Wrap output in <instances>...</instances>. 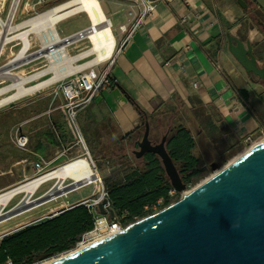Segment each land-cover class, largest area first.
Segmentation results:
<instances>
[{"label":"crops","instance_id":"1","mask_svg":"<svg viewBox=\"0 0 264 264\" xmlns=\"http://www.w3.org/2000/svg\"><path fill=\"white\" fill-rule=\"evenodd\" d=\"M99 3L101 7L103 3L112 8L105 12L102 7L105 16L109 15L106 17L112 33L111 17L124 13L114 36L117 44L121 41L119 27L129 24L131 0H99ZM239 15L245 14L232 0L157 1L151 16L114 56L109 67L111 86L100 90L88 106L91 110L85 109L80 114L82 132H79L90 158L94 155L118 160L126 146L121 139L141 127L143 117L146 119L174 99L182 101L188 109L193 105L216 111L236 142L258 132L261 124L241 95L238 69L225 50L226 32L240 35L229 16ZM24 19L25 15L16 17L18 23L13 33H17L12 47L23 44L20 36L25 33H37ZM226 25L228 31L224 29ZM62 105L61 98L47 92L19 107L1 110L0 139L13 144L11 152L8 149L0 152L1 162L19 166L18 172L28 179L34 174L31 162L37 157L47 170L80 156V145ZM5 116L13 117V124L3 123ZM20 137L27 141L25 149L16 145Z\"/></svg>","mask_w":264,"mask_h":264},{"label":"water","instance_id":"2","mask_svg":"<svg viewBox=\"0 0 264 264\" xmlns=\"http://www.w3.org/2000/svg\"><path fill=\"white\" fill-rule=\"evenodd\" d=\"M251 1L259 6L254 14L264 15V0ZM235 4L248 10L245 0H235ZM225 41L230 60L249 79L255 76L264 82V64L262 68L257 66L250 40L244 42L226 32ZM42 52L40 49L35 54L40 56ZM149 135L145 120L132 155L135 159L155 155L171 187L184 193L186 184L165 147L167 133L159 142H152ZM209 168L214 173L174 203L128 224L115 235L47 264H264V142L225 166L211 163ZM70 187H66L68 191ZM42 196L34 202L40 203ZM106 202L102 200L95 209L114 219L111 210L103 209ZM13 209L1 215L0 222L20 213Z\"/></svg>","mask_w":264,"mask_h":264},{"label":"rangeland","instance_id":"3","mask_svg":"<svg viewBox=\"0 0 264 264\" xmlns=\"http://www.w3.org/2000/svg\"><path fill=\"white\" fill-rule=\"evenodd\" d=\"M13 0H6L5 1V8L2 15H9L8 12L10 10V7L12 5ZM18 9H16L15 12V19L11 25L14 29L17 27L18 21L16 20L17 15H25L24 21L28 24V27L37 33H32L26 35V40L28 44L27 49L24 52L25 59L18 60V57L20 56L24 44H20L19 46L12 47L15 44L14 36L17 32L13 33L14 29L10 32H6L4 36L6 37L7 44L4 47V52L2 59L0 61V72L3 78H0V89H4L5 87H8L13 82L17 81V78L22 77H30L33 76L39 72H42L45 70L48 66V60L44 57L45 51L42 52V55L37 56L35 53L42 49L43 45L47 42L49 38V35H51V31L48 30L46 27L42 28L36 27L32 28L29 21L34 20V18L38 17L42 13L46 12L47 10L53 8L56 5H59L64 2V0H19ZM24 7V8H23ZM102 7L104 8L105 12H108L109 10H112V8L109 5H105L102 3ZM124 13L120 12L116 16L111 17L112 24H113V35L117 36L118 33V23H120V19L123 17ZM109 16V15H106ZM246 18L245 15H239L237 16H229V20H231L233 27L239 28L238 32L240 34H247L248 30H250V38L252 41L255 40H262L261 36L258 35L257 29H255L252 25L246 24ZM89 26V21L87 16L84 13H80L78 15H74L70 18H67L56 25V31L58 33V36L64 40L65 37L74 34L75 32L79 30H84ZM229 26H224L225 31H228ZM232 28V27H230ZM83 32V31H82ZM81 32V33H82ZM23 40V36H20ZM48 37V38H47ZM70 44L66 41V51L71 57H76L77 55H80L82 52H84L88 47L89 43L86 39H77L76 34L70 38ZM64 44V43H62ZM13 52V53H12ZM228 55V54H227ZM228 59H231L229 55L227 56ZM92 60V58H86L82 60H78L76 65H82L88 61ZM232 63H234L232 61ZM236 65V63H234ZM103 63L98 65H92V67H95V71L101 72L104 68ZM91 68V67H90ZM87 68V69H90ZM62 72L64 71L61 70ZM6 72H10L15 74L17 77H11L5 75ZM72 73H76V71H73ZM239 77H241V81L243 82V77L240 71H238ZM71 74V73H70ZM69 74V75H70ZM52 75L48 74L45 77H43L41 80H45L50 78ZM68 76V75H66ZM66 76H62L55 82L44 86L41 89H38L37 91L27 95L23 96L21 98H17L11 101V103L4 104L0 107V111L3 109H13L16 107L21 106V104L30 101L34 99L36 96H39L43 93L50 92L53 95L56 94V98H62L61 92L58 90L59 85L61 84L63 78ZM238 79V77H237ZM36 84V81H30L26 84L27 87L32 86ZM242 88L247 89L251 95L252 91L255 93H260L261 88L257 86H252L247 83H243ZM254 89V90H253ZM12 93L14 94L15 91H7L6 94L0 97V99H3L5 97L11 96ZM89 106V105H88ZM86 107L84 110L89 111L91 110V107ZM249 106L252 110V112L257 116L261 117L264 115V111L259 110L257 106L252 103H249ZM81 110L79 111L76 123L79 128V130L82 132L80 128V114L82 113ZM191 118V116H189ZM262 118V117H261ZM3 123L5 124H13V117L7 118L6 116L2 118ZM217 119V118H216ZM9 120V121H8ZM188 124L187 127L191 129V133L194 137L195 141V148L192 151V154L198 159V164L201 168L200 175L198 177L192 178L191 183L186 185V191H189L202 183L204 180L209 178L213 171L210 170L209 164L216 163L219 167L225 166L227 163L232 161L234 158L238 157L240 154H242L244 151H246L251 146H254L255 144L264 141V134H261L259 132H255L253 135H251V143H248L246 145L242 144L241 142H236L234 137H226L228 135L227 133L222 134L221 136L216 137H205L200 127L193 126V123L190 120H187ZM171 120L168 117L167 120L163 122V129L159 131V129H156V134H151L150 140L152 142H159L161 135L165 133V129L169 128L171 125ZM71 126V125H70ZM220 127L227 132V128L225 124H220ZM72 128V127H71ZM139 128V136L141 137L143 133V129L141 127ZM161 132V134H160ZM225 139V140H224ZM226 139H229V143L232 144L230 147V150L226 151L225 143ZM86 140V139H85ZM6 146V147H5ZM12 142L10 140H5L4 138L0 139V152L3 151V149H8L11 152L12 150ZM137 148H134L132 144H126V146L123 148L121 154L125 155L124 158L122 157V162L127 163L129 166L131 165V161L135 160V157L132 155V152L136 150ZM7 152V151H6ZM231 155V157H229ZM129 158L131 160H129ZM9 160H13V158H8ZM88 159V158H87ZM91 159V158H90ZM3 158L0 157V193L4 192L8 189H11L16 186H20L24 184L27 180L33 179V176L25 180L21 173L18 172L17 165L13 163H3L1 162ZM89 160V159H88ZM90 161V160H89ZM116 161L112 158H101V157H95L92 156V159L90 162H92V169L99 175L100 181L98 182V191H96L95 185H88L86 187H81L78 190L75 191H68L63 196H57L53 200L46 201V202H34L37 198L40 196L46 194L49 192L56 184V181L51 180L41 185V187L30 197V201L32 202V206H34L36 203L37 206H35L33 209H29V211H25L20 214H16L8 219H5L0 222V239L8 235L16 230H18L20 227L24 225H33L35 223H38L39 221L49 219L53 217L54 214H59L62 210L69 209L71 205L73 204H80L82 201L88 200V199H94L96 197H99L101 195L102 187H103V179H109L110 181H117L121 178V176L124 174V172L129 168H124L123 165L116 163ZM69 162V161H68ZM135 164V161L132 162ZM56 166L53 165L49 167L47 170H50ZM45 170V171H47ZM3 173V174H1ZM70 181L66 180L63 185L67 187L70 185ZM104 188V187H103ZM105 190V189H104ZM184 193H180L179 196H177V199L180 198V195H183ZM24 195L19 194L15 198H13L6 206L1 207L0 213L5 214L8 211H10L13 207L15 208L18 206L21 201L23 200ZM175 200H172L174 202ZM19 203V204H18ZM30 207V206H29ZM166 207V206H165ZM163 207L159 208L158 206L156 209H153L152 213H155L162 209ZM25 210V209H24ZM151 213V214H152ZM61 255H66V253H62L56 256L51 257L47 260H35L33 264H42L43 262L52 261L55 259H58L61 257ZM40 254H33L32 258L39 257ZM8 264V263H7Z\"/></svg>","mask_w":264,"mask_h":264},{"label":"trees","instance_id":"4","mask_svg":"<svg viewBox=\"0 0 264 264\" xmlns=\"http://www.w3.org/2000/svg\"><path fill=\"white\" fill-rule=\"evenodd\" d=\"M232 1L235 3V0ZM253 5H255L254 2H252ZM239 10L243 14L250 11V9L243 11L240 8ZM241 95L243 99H248L250 96L256 100L260 99L259 103L264 107V99L261 100V95H254V93L251 95L246 90ZM168 117L171 120V125L165 129V133H167L165 147L182 181L187 185L202 171L198 159L192 154L195 141L191 129L187 127V120H190L193 126L200 127L202 134L207 138L221 136L224 133L228 134L226 137H233V133L229 129L226 132L220 127L222 119L216 111L209 107L202 109V107L193 105L191 109H188L178 99L161 106L146 119L143 117L141 128L144 130V122L148 121L149 137H151V134H156V129L159 131L163 129L162 124ZM216 117L218 119H215ZM261 117H257V119L261 126H264V115ZM139 138V128H137L125 135L121 139V144H132L136 148ZM224 143L225 150H230L232 144L229 143V139H226ZM124 156L120 155L118 164L129 168L117 181L113 182L104 178L103 187L107 193L114 218L127 225L150 215L154 206L160 208L168 206L171 201L168 193L172 187L155 155L146 154L141 159H135V164L132 163L134 162L132 160L130 166L120 161ZM129 160L131 159L129 158ZM177 196L179 193L176 194V198ZM160 200L162 203L158 205ZM92 226L93 218L89 210L80 204L72 205L68 210H62L54 217L3 236L0 239V264H33L35 260H47L70 251L79 238L91 230ZM36 253L40 256L32 258V255Z\"/></svg>","mask_w":264,"mask_h":264},{"label":"bare ground","instance_id":"5","mask_svg":"<svg viewBox=\"0 0 264 264\" xmlns=\"http://www.w3.org/2000/svg\"><path fill=\"white\" fill-rule=\"evenodd\" d=\"M6 1V0H1ZM19 0H13L10 7L9 19L5 24L2 38L6 32L13 30L14 26L9 25L11 15L15 14L16 9H18ZM24 8V7H23ZM2 10L0 9V12ZM84 13L89 21V26L83 30L82 33L76 34L77 39H86L89 43V47L76 57H71L66 51V41L58 36L56 31V25L63 20L70 18L74 15ZM32 28L36 27H46L51 31V38L43 45L42 49L45 51L44 57L48 60L49 66L33 76L17 78V81L13 82L8 87L0 89V97L6 94L7 91L14 90L15 93L11 96L0 99V107L4 104L11 103L12 100L27 96L38 89L47 86L62 76L73 74V71L79 72L81 70H86L92 67V65H98L109 60L114 52L116 41L111 30V25L108 18L105 16L103 9L99 3V0H67L59 5L42 13L34 20L29 21ZM0 25L1 22H0ZM26 33L23 35V50L18 57V60L25 59L23 55L29 43L26 40ZM6 38V37H5ZM48 38V37H47ZM71 40L67 42L70 44ZM64 43V44H62ZM92 58V60L82 64L76 65L78 60ZM64 71L62 72L61 70ZM0 72V76L3 78ZM51 74L52 76L48 79L41 80L46 75ZM5 75L11 77H17L15 74L6 72ZM30 81H36V84L27 87L26 84ZM264 142V141H262ZM261 143V142H259ZM91 161V160H90ZM85 157H77L69 162L61 165L41 176L35 177L33 179L27 180L24 184L20 186L13 187L4 192L0 193V208L6 206L13 198L19 194H23L24 198L21 203L16 206L13 211L19 210L20 213L29 211L33 209L36 204L32 207L30 206V197L41 187L42 184L54 180L56 181L55 186L42 197L41 202H48L53 200L57 196H63L68 192L69 188H66L63 183L69 180L71 191L78 190L81 187H86L88 185H95L96 191H98V182L100 181L99 175L96 171L92 169V162H90ZM214 173V172H213ZM187 193L184 192V194ZM25 209V210H24ZM1 210V209H0ZM18 213V214H20ZM3 215L0 213V216ZM43 262L42 264H47Z\"/></svg>","mask_w":264,"mask_h":264},{"label":"built area","instance_id":"6","mask_svg":"<svg viewBox=\"0 0 264 264\" xmlns=\"http://www.w3.org/2000/svg\"><path fill=\"white\" fill-rule=\"evenodd\" d=\"M157 1H162V0H156V1L131 0V4H132L131 11L128 14L129 24L127 26L119 27L121 41L115 45L112 57L103 63L105 64L103 70L101 72L95 71L94 68L97 66L91 67L90 69L81 70L79 72L70 74L65 78H63L61 84L59 85L58 90L61 92L63 98L62 108L64 109L68 123L71 125L74 131V134L78 141V145H80L81 148V154L78 157H85L91 160L89 156V152L81 138L79 128L76 123V118L79 111L84 110L100 90H102L104 87L108 88L111 86L112 82L109 78V67L113 62L114 56L125 47V45L129 42L135 31L143 23V21L151 16V14L155 9V4ZM182 1H187V0H182ZM4 8H5V2L0 0V9L2 10L0 12V22L2 24L0 25V61L3 56L4 47L7 44L5 36L2 38V33L4 26L8 22L10 16V15H5V16L2 15L4 12ZM258 9L259 6H257L256 4L252 6V12H255ZM14 18L15 15H11L9 25H12ZM82 31L83 30L78 31L70 36H74L75 34H80ZM70 36H67L64 39H67ZM0 78L2 77L0 76ZM193 86L197 87V83H194ZM258 132L264 134V126H261L258 129ZM26 143L27 141L23 137L16 139V145L20 149H25ZM241 143L244 145L251 143V135L245 137L241 141ZM37 158L38 160L31 162V166L34 170V177L41 176L44 173L50 171V170L44 171L45 168H44L43 160L40 159L39 157ZM176 194L178 193L173 188L169 191L168 195L171 199L170 204L178 200L176 198ZM181 196L182 195H180V197ZM104 199H106L107 202L103 205V209L108 211L110 210V202L107 198V193L103 187H102L101 195L99 197H96L94 199H88L80 203V205L85 206L91 213L93 218V226L91 230L84 233L79 238V240L76 242V244L70 251L65 252L66 254L82 249L101 239L115 235L116 233L123 231L124 228L128 225V224L127 225L122 224L120 221H118L115 218L109 219L107 216H103L98 213L95 207L99 203H101L102 200ZM172 200L175 201L172 202ZM161 203H162L161 200L158 201V205H160ZM156 207L157 206H154L153 209H156Z\"/></svg>","mask_w":264,"mask_h":264},{"label":"flooded vegetation","instance_id":"7","mask_svg":"<svg viewBox=\"0 0 264 264\" xmlns=\"http://www.w3.org/2000/svg\"><path fill=\"white\" fill-rule=\"evenodd\" d=\"M246 3L248 4V9H250V11L248 13L245 14L244 19H246V24L252 25L255 29H257L258 31V35L261 36L262 40H255L252 41L250 38V30H248L247 34H240L236 36L238 38H240L242 41H246V40H250L251 46H252V53L254 54L256 61H257V66L259 68H262V64H264V15H255L254 12H252V1L251 0H245ZM236 67L238 69V71L241 72L242 77H243V82L241 81V77L238 76L239 80V84H240V91L241 93L245 90V88H242V84L243 83H247L249 85L252 86H257L259 88H261V92L260 93H255L254 91H252V94L254 93V95H261L262 99H264V82H262L261 80H259L257 77L252 76L251 79H249L244 72L240 69V67L236 64ZM254 90V89H253ZM249 103H252V105L254 104L255 106H257V108H259V110L262 111V109H264V107H262V104L259 103V100L254 99L253 96H250L248 99ZM137 148V147H136Z\"/></svg>","mask_w":264,"mask_h":264}]
</instances>
